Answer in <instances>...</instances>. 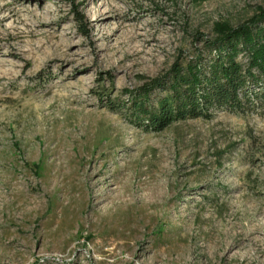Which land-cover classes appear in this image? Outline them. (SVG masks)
<instances>
[{"label": "rangeland", "instance_id": "rangeland-1", "mask_svg": "<svg viewBox=\"0 0 264 264\" xmlns=\"http://www.w3.org/2000/svg\"><path fill=\"white\" fill-rule=\"evenodd\" d=\"M259 8L0 0V264H264V110L155 132L107 107Z\"/></svg>", "mask_w": 264, "mask_h": 264}, {"label": "trees", "instance_id": "trees-1", "mask_svg": "<svg viewBox=\"0 0 264 264\" xmlns=\"http://www.w3.org/2000/svg\"><path fill=\"white\" fill-rule=\"evenodd\" d=\"M76 21L88 36L84 17L76 14ZM214 34L212 40L202 39L195 58L130 92L127 102L109 101V110L155 132L180 121L211 119L216 110L263 111L264 9L237 27L218 23Z\"/></svg>", "mask_w": 264, "mask_h": 264}]
</instances>
